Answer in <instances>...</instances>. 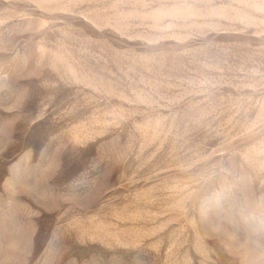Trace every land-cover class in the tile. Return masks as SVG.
<instances>
[{
	"label": "rangeland",
	"instance_id": "374dc122",
	"mask_svg": "<svg viewBox=\"0 0 264 264\" xmlns=\"http://www.w3.org/2000/svg\"><path fill=\"white\" fill-rule=\"evenodd\" d=\"M0 264H264V0H0Z\"/></svg>",
	"mask_w": 264,
	"mask_h": 264
}]
</instances>
